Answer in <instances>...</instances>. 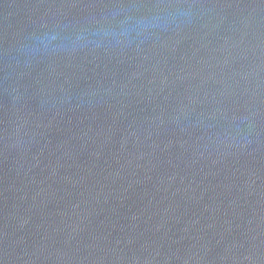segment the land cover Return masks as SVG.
I'll return each mask as SVG.
<instances>
[{"label":"water","instance_id":"1","mask_svg":"<svg viewBox=\"0 0 264 264\" xmlns=\"http://www.w3.org/2000/svg\"><path fill=\"white\" fill-rule=\"evenodd\" d=\"M0 264H264V0H0Z\"/></svg>","mask_w":264,"mask_h":264}]
</instances>
